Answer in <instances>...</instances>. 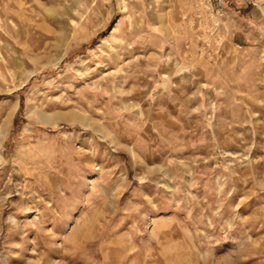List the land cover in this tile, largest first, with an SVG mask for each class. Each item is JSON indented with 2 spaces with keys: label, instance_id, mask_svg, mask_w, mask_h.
I'll list each match as a JSON object with an SVG mask.
<instances>
[{
  "label": "rangeland",
  "instance_id": "374dc122",
  "mask_svg": "<svg viewBox=\"0 0 264 264\" xmlns=\"http://www.w3.org/2000/svg\"><path fill=\"white\" fill-rule=\"evenodd\" d=\"M0 264H264V0H0Z\"/></svg>",
  "mask_w": 264,
  "mask_h": 264
},
{
  "label": "bare ground",
  "instance_id": "6f19581e",
  "mask_svg": "<svg viewBox=\"0 0 264 264\" xmlns=\"http://www.w3.org/2000/svg\"><path fill=\"white\" fill-rule=\"evenodd\" d=\"M9 123H10V121H9L8 119H6V120L4 121V123H3V127H2V131H1V133H0L1 136L4 135V132L7 130V127H8V125H9ZM1 136H0V137H1Z\"/></svg>",
  "mask_w": 264,
  "mask_h": 264
}]
</instances>
